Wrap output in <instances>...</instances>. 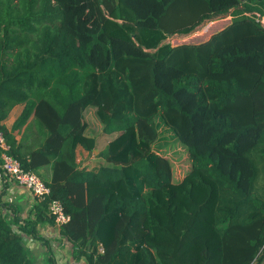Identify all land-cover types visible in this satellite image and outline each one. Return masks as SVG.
I'll return each mask as SVG.
<instances>
[{"label": "trees", "instance_id": "obj_1", "mask_svg": "<svg viewBox=\"0 0 264 264\" xmlns=\"http://www.w3.org/2000/svg\"><path fill=\"white\" fill-rule=\"evenodd\" d=\"M247 11L264 0H0V131L48 186L16 227L0 196V264H40L21 232L49 248L51 199L88 264H264V26ZM206 20L224 23L166 41ZM87 110L107 137L95 169L77 163L98 144Z\"/></svg>", "mask_w": 264, "mask_h": 264}, {"label": "crops", "instance_id": "obj_2", "mask_svg": "<svg viewBox=\"0 0 264 264\" xmlns=\"http://www.w3.org/2000/svg\"><path fill=\"white\" fill-rule=\"evenodd\" d=\"M251 12L247 11L246 13L250 14ZM21 108H22V105L19 111L15 115L9 116L8 114L7 118L4 120V123L6 124L7 127L11 126L14 119L20 112ZM82 150H85V149L82 148L80 145H78L76 147V154L78 153V151H82ZM0 196H1V200L7 203L5 204V206H3V211L6 214L7 218L10 220V223L14 227L17 226L16 221L13 220L15 213L19 217H24V218L33 217L31 207L34 203V195L31 192H29L27 189H25L24 187L18 185L13 179L11 178L4 179L1 176V173H0ZM24 209H27V210L24 211ZM36 227H37L38 233L43 235L48 241L51 240L50 236H52L56 232L57 233L59 232V226L55 227L52 224H47V221L38 222ZM21 235H22L23 241L25 240L24 239L25 237L23 236H26L28 238L29 245L27 247L32 252L34 251L33 253H35V250L32 247H33V244L34 246L38 244L39 239H36L32 237L30 234H26L23 232H21ZM58 236L62 237L63 244H60L59 241H57L58 245L54 246L53 241H51L49 248L46 249L47 251L44 257H42L40 260L37 258L40 262L47 264V256L50 254V251H51L52 257L54 259V264H88L84 257H80L77 259L74 258L73 252H72V244L60 232L58 233ZM24 244L26 247V242H24Z\"/></svg>", "mask_w": 264, "mask_h": 264}, {"label": "rangeland", "instance_id": "obj_3", "mask_svg": "<svg viewBox=\"0 0 264 264\" xmlns=\"http://www.w3.org/2000/svg\"><path fill=\"white\" fill-rule=\"evenodd\" d=\"M216 20V19H215ZM215 20H206L204 22H202L200 25H198L194 30L186 33V34H174L170 37H168L166 39V41H170V42H174V41H180V40H196L198 38H205L207 35V32L215 26H219L222 23H224V21H220L217 23H213V21ZM22 103H16L14 104L11 109H10V113L9 116L11 115H15L20 107H21ZM86 120H87V127H86V133L88 134H92V135H99L98 138V144L90 151H86V150H82V151H78L77 153V163L79 166H86L88 168H97L100 164H102L105 161V157H106V147H107V137L101 134V124L98 121L97 117L94 114V111L92 110H87L86 111ZM160 141H164V140H169L172 138V131L169 130L168 128H160ZM27 209H24V211H26ZM47 224H52L55 227H58L59 225L54 221V222H48ZM44 227V226H43ZM60 232V231H59ZM58 232V233H59ZM58 233L56 232L55 234H53L52 236H50V241H49V245L50 242L53 241V245L57 246L58 243L57 241H59L60 244H63L62 242V237L58 236ZM25 237L24 242H26V250L27 252L30 254V257L33 261H36L40 264H45L40 262L39 260L44 257L45 253H46V249L47 246L45 243H42L40 241V239L38 240V244L34 246L33 244V249L35 250V253H33L27 246L29 245V241L28 238L26 236ZM47 237V236H46ZM48 238V237H47ZM36 243V241H35ZM36 247V248H35ZM37 249V250H36ZM37 256V257H36ZM39 260H38V259Z\"/></svg>", "mask_w": 264, "mask_h": 264}, {"label": "built area", "instance_id": "obj_4", "mask_svg": "<svg viewBox=\"0 0 264 264\" xmlns=\"http://www.w3.org/2000/svg\"><path fill=\"white\" fill-rule=\"evenodd\" d=\"M250 14L264 26V13L252 11ZM8 148L9 145L2 131H0V166L4 173L34 196L47 192V184L35 172L25 170L20 162L8 152ZM48 211L53 214L54 221L58 225L68 219V215L64 213L62 204L58 199H51L49 201Z\"/></svg>", "mask_w": 264, "mask_h": 264}]
</instances>
